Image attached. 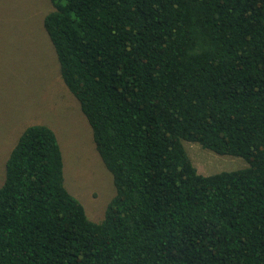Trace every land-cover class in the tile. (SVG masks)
<instances>
[{"label":"trees","instance_id":"obj_1","mask_svg":"<svg viewBox=\"0 0 264 264\" xmlns=\"http://www.w3.org/2000/svg\"><path fill=\"white\" fill-rule=\"evenodd\" d=\"M43 19L115 194L88 217L54 129L0 184V264H264V0H50ZM183 140L247 165L204 174Z\"/></svg>","mask_w":264,"mask_h":264},{"label":"rangeland","instance_id":"obj_2","mask_svg":"<svg viewBox=\"0 0 264 264\" xmlns=\"http://www.w3.org/2000/svg\"><path fill=\"white\" fill-rule=\"evenodd\" d=\"M50 0H0V184L6 159L24 128L54 129L63 156L64 183L99 221L115 194L112 173L98 152L91 125L65 84L43 19ZM199 172L210 174L247 165L241 156L219 154L183 140Z\"/></svg>","mask_w":264,"mask_h":264}]
</instances>
